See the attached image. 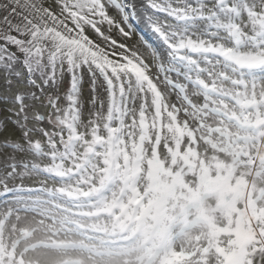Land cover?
Here are the masks:
<instances>
[{"label":"snow or ice","instance_id":"1","mask_svg":"<svg viewBox=\"0 0 264 264\" xmlns=\"http://www.w3.org/2000/svg\"><path fill=\"white\" fill-rule=\"evenodd\" d=\"M0 264H264V0H0Z\"/></svg>","mask_w":264,"mask_h":264},{"label":"rangeland","instance_id":"2","mask_svg":"<svg viewBox=\"0 0 264 264\" xmlns=\"http://www.w3.org/2000/svg\"><path fill=\"white\" fill-rule=\"evenodd\" d=\"M136 23H138V24H139V27H140L141 29H143V30H144V32H146V33H147V35H148L149 37H151V33H150V32H148V30H147L146 28H144V25H143V24H140L139 22H136Z\"/></svg>","mask_w":264,"mask_h":264}]
</instances>
